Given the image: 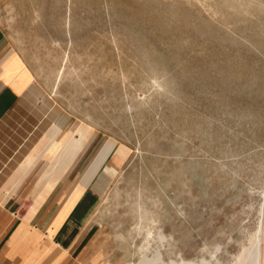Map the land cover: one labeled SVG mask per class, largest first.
Wrapping results in <instances>:
<instances>
[{
  "label": "rangeland",
  "instance_id": "obj_1",
  "mask_svg": "<svg viewBox=\"0 0 264 264\" xmlns=\"http://www.w3.org/2000/svg\"><path fill=\"white\" fill-rule=\"evenodd\" d=\"M0 32L34 116L98 138L106 264H264V0H0Z\"/></svg>",
  "mask_w": 264,
  "mask_h": 264
},
{
  "label": "crops",
  "instance_id": "obj_2",
  "mask_svg": "<svg viewBox=\"0 0 264 264\" xmlns=\"http://www.w3.org/2000/svg\"><path fill=\"white\" fill-rule=\"evenodd\" d=\"M30 84L0 32V264H106L101 233L84 228L98 138L50 104L34 116Z\"/></svg>",
  "mask_w": 264,
  "mask_h": 264
},
{
  "label": "bare ground",
  "instance_id": "obj_3",
  "mask_svg": "<svg viewBox=\"0 0 264 264\" xmlns=\"http://www.w3.org/2000/svg\"><path fill=\"white\" fill-rule=\"evenodd\" d=\"M41 129V128H40ZM141 215V214H140ZM143 219V218H142ZM161 240L166 239V237L164 235H161ZM150 244H147L145 246H143V248L141 250H143L145 256H143V258H141V264H158L159 260H161V258H159L158 256H156L154 259H150L147 254L145 253L146 251H148V248H150L149 246ZM149 246V247H148ZM151 251V250H150ZM149 253V252H148ZM259 256V255H258ZM255 264V263H253Z\"/></svg>",
  "mask_w": 264,
  "mask_h": 264
}]
</instances>
